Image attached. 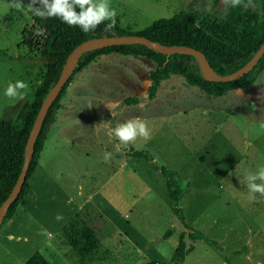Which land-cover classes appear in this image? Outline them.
Here are the masks:
<instances>
[{
  "label": "rangeland",
  "instance_id": "rangeland-1",
  "mask_svg": "<svg viewBox=\"0 0 264 264\" xmlns=\"http://www.w3.org/2000/svg\"><path fill=\"white\" fill-rule=\"evenodd\" d=\"M24 2L29 8L30 0ZM213 3L110 0L119 25L133 32L181 10L205 13ZM37 33L24 9L0 0L2 119L19 117L45 71ZM153 68L143 57L110 52L75 74L35 173L36 178L50 174L47 186L38 201L24 200L0 228V264H23L37 251L49 264H88L59 234L75 213L100 241L95 264H169L183 228L153 163L177 173L186 225L220 247L195 241L182 264H264V198L250 193L244 182L249 172L264 167V71L248 89L235 88L218 97L172 76L166 83L174 86L169 96L163 81L149 101L145 88ZM18 80L28 85L22 98L6 97L8 85ZM129 97L139 102L124 105ZM137 116L147 123L151 139L118 145L111 130ZM130 150L147 151L153 160L129 156ZM105 152L112 153L111 159H104ZM58 214L63 216L60 221ZM169 229L172 233L162 238Z\"/></svg>",
  "mask_w": 264,
  "mask_h": 264
},
{
  "label": "trees",
  "instance_id": "trees-1",
  "mask_svg": "<svg viewBox=\"0 0 264 264\" xmlns=\"http://www.w3.org/2000/svg\"><path fill=\"white\" fill-rule=\"evenodd\" d=\"M12 4V0H5ZM23 9L36 27L39 58L46 62L45 71L40 77L33 93L25 105L20 108V115L15 120L0 118V204L7 198L22 167L24 147L28 133L38 108L47 91L56 82L68 55L81 42L92 37L136 34L159 42L162 45H183L201 51L211 68L219 75L229 74L243 66L264 41V0H243L241 6H226L221 0H214L209 11L198 14L181 10L171 17L158 18L147 27L133 32L122 28L116 20L114 27L105 30L109 21L100 24L94 31L83 32L79 27H72L59 18H41L27 8L24 0ZM79 11V9H77ZM115 52L143 57L154 63L148 72V84L145 99L152 100L163 81L172 76H180L191 86L197 87L209 97L221 96L235 88L248 89L262 71H264V52L254 68L245 76L229 82H216L207 79L197 60L187 54H162L141 44L112 45L96 47L84 51L74 68L68 82L49 109L41 130L33 145L30 161L20 192L6 209L0 228L14 215L18 205L28 192V180L35 169L39 153L46 138V133L53 121L54 112L64 96L66 87L72 78L99 56ZM138 97L123 100L124 105H134ZM129 156L152 161L147 151H129ZM152 168L163 177L169 199L172 201V214L181 224L183 231L179 234L169 264H182L184 257L194 250L195 241L220 247L203 233L192 229L184 222L180 202L183 188L177 173L165 167L152 164ZM172 230H167L162 238L168 237ZM59 234L67 245L88 264H95L100 241L92 227L80 213L73 214L60 228ZM185 238L189 243H186ZM227 264H230L226 261ZM23 264H49L40 252H34Z\"/></svg>",
  "mask_w": 264,
  "mask_h": 264
},
{
  "label": "clouds",
  "instance_id": "clouds-1",
  "mask_svg": "<svg viewBox=\"0 0 264 264\" xmlns=\"http://www.w3.org/2000/svg\"><path fill=\"white\" fill-rule=\"evenodd\" d=\"M223 2L226 6L237 7L242 5L243 0H223ZM37 4L39 7L35 6ZM11 7L22 10L23 0H12ZM28 7L38 17L59 18L69 26L79 27L85 33L94 31L105 21H109L105 28L106 31L116 24L117 12L111 7L110 0H30ZM27 87L28 85L24 81L18 80L14 84L8 85L4 95L9 98H22V90ZM112 114L115 115L114 112ZM110 134L118 141V145L125 147L134 144L138 139L145 141L151 139V131L147 123L138 116L118 124ZM111 157L112 153H104L105 160H109ZM244 182L250 193L259 194L261 198H264V167L259 168L255 173L249 172L244 177ZM253 198L255 199V195ZM56 219L60 221L63 216L58 214Z\"/></svg>",
  "mask_w": 264,
  "mask_h": 264
},
{
  "label": "water",
  "instance_id": "water-1",
  "mask_svg": "<svg viewBox=\"0 0 264 264\" xmlns=\"http://www.w3.org/2000/svg\"><path fill=\"white\" fill-rule=\"evenodd\" d=\"M131 44H141L146 46L147 48L153 49L162 54L179 53V54L192 55L197 60L198 64L200 65L207 79L216 82L234 81L245 76L250 70L254 68L256 62L264 52V41H263L260 44L259 48L256 50V52L243 66H241L240 68L229 74L219 75L208 64L204 54L201 51L191 48L189 46H183V45L166 46L160 44L159 42L149 40L144 36H140L136 34L92 37L79 43L68 55L67 60L63 65L59 77L57 78L56 82L52 85V87L47 91L46 95L41 101V104L33 120L32 126L30 128L25 143L21 170L7 198L0 204V223L2 221L6 209L9 207V205L13 202V200L17 197L18 193L20 192L21 186L26 176V172L28 170L30 161L32 159L33 145L35 143L37 135L41 130L45 117L49 109L51 108L52 104L55 102L58 95L60 94L66 83L68 82L70 76L72 75L80 55L84 51L92 49L90 47L96 48V47H105L112 45H131Z\"/></svg>",
  "mask_w": 264,
  "mask_h": 264
},
{
  "label": "crops",
  "instance_id": "crops-1",
  "mask_svg": "<svg viewBox=\"0 0 264 264\" xmlns=\"http://www.w3.org/2000/svg\"><path fill=\"white\" fill-rule=\"evenodd\" d=\"M171 80V79H170ZM170 80H166V81H164L162 84H163V92H164V94L166 95V96H169V93H171L173 90H174V86H172V85H166V83L167 82H169ZM64 97H65V94H64V96L60 99V101H59V107H58V109L54 112V117H53V121H52V123L50 124V126L54 123V121H55V116H56V114H57V112L62 108V100L64 99ZM69 109L66 107V114H68V111ZM70 110H73V107H71V109ZM50 126H49V129H48V131H47V133H46V138H45V141H44V143H43V146H42V148H41V151H40V153H39V157H38V161H37V165H36V167H35V169L33 170V173L31 174V176H30V178H29V180H28V186H29V189H28V192L25 194V196H24V199H23V201L21 202L22 203V205H23V203H25V201H26V199L27 198H30L31 199V203H33V202H36V201H38L40 198V194L42 193V191L44 190V188H46V186H47V178L49 177V173L47 172V170L45 169V168H42V169H44L47 173H43V174H39L38 175V177L36 178V170L41 166V157H42V153H43V151H44V147H45V143H46V141H47V138H48V134H49V131H50ZM41 169V171H43ZM46 178V181L44 180ZM39 185H41V186H39ZM44 186V187H43ZM41 187H43V188H41ZM25 200V201H24ZM69 200H70V198H68L66 201L69 203ZM20 203V204H21ZM19 204V205H20ZM18 205V206H19ZM21 205V206H22ZM69 218V217H68ZM10 220V219H9ZM256 264H262V262L261 261H257L256 262Z\"/></svg>",
  "mask_w": 264,
  "mask_h": 264
}]
</instances>
